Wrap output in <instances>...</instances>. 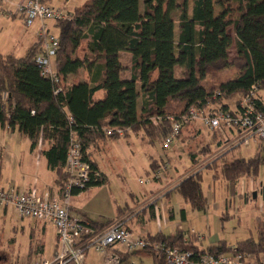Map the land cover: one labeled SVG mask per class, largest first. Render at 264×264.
<instances>
[{
  "label": "trees",
  "instance_id": "16d2710c",
  "mask_svg": "<svg viewBox=\"0 0 264 264\" xmlns=\"http://www.w3.org/2000/svg\"><path fill=\"white\" fill-rule=\"evenodd\" d=\"M71 14V19L55 23L60 41L55 58L59 83L43 76L36 63L41 39L21 58L0 54V127L18 131L31 142L32 150L48 147L43 155L60 188L68 179L67 156L76 133L99 177H92L86 189L74 191L73 196L106 184L88 153L96 140L106 139L104 130H123L124 138L129 132H143L151 145L160 142L162 146L172 127L168 118L180 119L191 108L234 114L254 86V102L264 113L260 96L264 91V0H90ZM84 43L85 56L80 58L77 53ZM233 46L236 58L232 61ZM122 53L132 55L130 70L121 62ZM177 69L180 79L175 76ZM230 69L237 71L234 78L207 89L204 82L210 74ZM128 70L130 79H122ZM98 93L103 97L96 98ZM236 96L241 100L233 109L228 100ZM213 104L217 109H210ZM154 118L160 120L153 124ZM217 145L221 148L223 142ZM257 148L251 158L229 161L227 157L239 149L233 148L207 168L222 163L220 176L233 194L240 180L256 179L264 168V142ZM192 161L197 157L192 156ZM151 167L155 173L162 169L157 161ZM203 182L202 172L192 173L173 191L193 210L205 212L208 200ZM181 216L185 221L184 210ZM111 222L89 224L102 230ZM256 235L235 246L221 241L207 248L183 230L149 234L145 239L152 245L163 243L196 254L232 251L260 261L264 258V216L256 220ZM30 249L41 254L45 244L40 240ZM145 250L154 255V264H166L163 254L151 247ZM120 255L121 264H127L131 253Z\"/></svg>",
  "mask_w": 264,
  "mask_h": 264
},
{
  "label": "rangeland",
  "instance_id": "374dc122",
  "mask_svg": "<svg viewBox=\"0 0 264 264\" xmlns=\"http://www.w3.org/2000/svg\"><path fill=\"white\" fill-rule=\"evenodd\" d=\"M11 1L13 5H10ZM19 1L7 0L4 5L0 6V53L23 57L31 45V35L29 34L30 31L23 26L18 13L17 7L21 3L17 4L18 6L16 3ZM69 1L68 7L73 9L77 6L86 5L90 0ZM60 4H63L62 0H60ZM47 5L54 7L55 4L52 5L49 1ZM230 32L234 34L233 29ZM2 41L6 45L1 46ZM12 45H16V48L13 49ZM85 52L86 44L84 43L77 56L83 58ZM234 58H236L235 46L230 51V59L233 61ZM121 62L124 65L128 63L126 55H122ZM236 74L235 69L210 74L204 84L207 89L213 90L222 81L232 79ZM175 76L177 79L182 77L179 69L176 70ZM122 79H126V72L122 74ZM260 96L264 101V91L260 92ZM240 100L241 97L236 96L232 100H228V103L231 108L235 109L236 103ZM210 109H217L216 104H213ZM191 126H198L200 129H191L193 131L192 137L187 128L184 129L172 148L167 151L163 150L160 142L150 145L148 140V142L142 143L143 139H139L135 135L129 141L121 138L114 145L110 143V149L107 147L99 154L101 166L107 179L106 184L93 187L91 191L87 192L82 204L89 211L92 219L96 222L108 221L117 214L119 209H125L127 205L132 207L133 198L139 199V203L142 204L147 197L152 195L151 192L164 188L165 184H171L170 188L167 189L169 190L190 174L196 173L197 165L195 164L197 162H207L212 157L213 161L217 159L216 156L219 155L217 153L220 150L217 145L219 140H225L226 136L230 138V135L212 132L201 122L193 123ZM257 150V146L254 145L249 148L241 147L232 152L227 159L231 161L239 156L251 158ZM206 153L208 154L206 155ZM192 156L197 157L196 162L192 161ZM153 161L162 165L160 178L164 183L160 182L161 185L159 186H157V182L160 180H154L156 173L151 167ZM164 163L170 165L168 173L164 171ZM221 168L222 163L212 170H208L206 167L200 171L204 176L203 190L208 200V207L205 212L193 210L181 196L173 194L170 202L162 200L164 205L160 204V214L163 215V219L148 221L146 229L152 232L162 230L165 234L183 230L188 235L194 236L196 240L201 239L197 243L204 248L216 246L221 241L230 246H235L241 241L256 238V220L258 217L264 216V168L260 169L256 179L245 178L240 180L233 194L228 192L227 183L220 176ZM169 173L172 174L170 179H168ZM214 176H218L217 179H214ZM154 199L158 198L155 197ZM170 205L178 211L179 208L184 209L186 220L169 221L168 217L166 218L164 215V210L167 206V211ZM166 211L165 214L167 215ZM148 216L149 213L146 217ZM32 232H34L33 239L31 238ZM141 234L142 232L135 230L133 236L139 239ZM40 240H43L45 244V251L41 254L30 249L31 245L37 244ZM56 244V228L53 224L21 219L11 208L7 212L0 209V264H31L34 259H51L57 248ZM89 259L92 264L103 263V258L94 251H91ZM127 264H154V255L144 249L134 250L131 252Z\"/></svg>",
  "mask_w": 264,
  "mask_h": 264
},
{
  "label": "built area",
  "instance_id": "2783aa9c",
  "mask_svg": "<svg viewBox=\"0 0 264 264\" xmlns=\"http://www.w3.org/2000/svg\"><path fill=\"white\" fill-rule=\"evenodd\" d=\"M0 1L6 2L7 0ZM17 10L23 17L26 27L30 28L36 23L42 25V47L36 57V63L43 76L54 83H59L55 58L60 41L46 24L69 20L72 18L71 12L51 7L41 0H24ZM256 91L257 88L254 86L251 92L242 99L239 109L234 114L221 111L205 113L191 108L180 119L168 118L172 127L164 137L163 150H170L184 128L196 122H201L212 132L220 131L230 135V138L226 136L225 140H221L223 146L216 158L233 148H248L264 142V113L259 111L254 102ZM159 120V118H154L151 122L156 124ZM106 135L124 138L125 132L107 130ZM212 162L213 157L207 162L199 163L197 172L202 171ZM169 167L170 165L166 163L164 171L168 172ZM66 172L68 179L65 186L64 188L59 187L56 195L39 194L36 191L22 192L15 188L8 190L0 188V209L11 208L21 219L51 223L56 228L57 250L54 255L51 259H34L31 264H88L91 251L103 258L102 264H121L120 253H131L134 250H145L150 247L165 256L166 264H264V260L258 261L251 256L232 251L220 254H196L192 251L171 248L163 243L152 245L145 238L136 239L129 229V223L135 217L134 213L114 219L102 230H95L89 222L70 214L73 192L83 191L91 182L92 177H99V173L94 172L86 160L82 143L76 133L72 134ZM161 172L158 171L155 174L154 180L161 179ZM198 240L201 241V239Z\"/></svg>",
  "mask_w": 264,
  "mask_h": 264
},
{
  "label": "crops",
  "instance_id": "0c3cea01",
  "mask_svg": "<svg viewBox=\"0 0 264 264\" xmlns=\"http://www.w3.org/2000/svg\"><path fill=\"white\" fill-rule=\"evenodd\" d=\"M23 1L24 0H22V2ZM41 1L45 2L46 4L49 3L50 1L52 5L55 4L54 7H58L62 9L65 8L70 12L74 11L77 8H81L84 6V5L77 6V7H74L73 9H70L68 7V3L70 2L69 0H62L63 4H60V0H41ZM22 2L20 0L18 3H16V5ZM4 4H5L4 2L0 1V6ZM10 5H13L12 1ZM20 17H21L23 26L30 31L29 34L31 35L30 36L31 45L28 47L29 49L31 46L36 44L41 39L42 25L40 23H36L34 26L28 28L25 26L23 17L22 16ZM46 25H47V28L53 34L58 36L59 32L54 22H48ZM232 35L234 36L235 34H232ZM3 45H6L4 41L1 42V46ZM12 47L13 49H15L16 45H12ZM0 54H4V53H0ZM10 55H14V54H10ZM122 55H126V57L128 58V63L126 65H124L123 63L122 64L130 70L131 65H132V55L129 53H122L121 57ZM18 58H21V57H18ZM129 70L126 71V79H130L131 72ZM102 97H103V93H98L96 95V98L98 99ZM191 125L187 127V131L192 137L193 131L191 129H194V128L200 129V128H198V126L194 127ZM104 132L106 133V130H104ZM134 135L137 136L139 139L142 138L143 139L142 143L148 142V139L145 137L143 132L139 134H134L132 132H129L128 135L124 139L129 141V139H131V137ZM120 139L121 138L114 140L106 136V139L96 140L95 143L91 145V148L88 151L90 158L92 159L93 162H95L99 172L103 174L105 177L106 175L102 169L99 154L102 153L104 150H106L107 147L108 149H110L109 148L110 143H113L112 145H114V143L118 142ZM220 141L221 140H219V142ZM148 144L150 143L148 142ZM45 146L46 145L37 147V149L32 150L31 142L26 137L21 135L18 131H12L8 127H5V128L0 127V188L3 190L15 188L22 192L39 191L41 192L40 194L49 193L51 195H56L59 189V187L56 185L57 175L55 172H52L51 170H49L47 160L46 158L44 159L43 151L47 150L48 148V147L44 148ZM43 159H44V164H43ZM171 175L172 174L169 173L168 179H170ZM159 180L160 181L157 182L158 183L157 186L161 185L160 182L162 184L164 183L162 182L163 180L161 179ZM170 186L171 184H168V185L165 184L164 188L158 189V190L155 189L156 191L151 192L152 195L149 198L147 197L145 201H143L142 204L139 203V199L133 198L132 207L127 205L125 209H119L117 211V214L111 219H108V221H97V222H99L100 224H106L107 222L113 221L116 218L125 216L129 213H134L135 217L129 223V229L132 232V234H135V230L142 232V234L139 235V237L141 238H145L149 234L155 235L158 232H162L163 234H165L162 230L158 232H152L150 230H147L146 228L148 226V221H151V220L158 221L159 219H163V215L160 214L161 212L160 204L162 206L164 205L162 200H167L170 202V200H172L173 194L180 196L179 194L173 191L175 187L173 185L171 189L167 190L168 188H170ZM91 189H93V187L81 193L80 195L74 196V199L72 200L73 202L71 203V207H70V214L73 217L78 218L82 221H86V222H92V221L96 222V220H93L92 217L89 215V211L85 209V207L82 205L84 203V199L86 198L87 192L91 191ZM155 197H157L158 199L155 200L154 199ZM166 207L164 210V215L166 216V218L168 217L169 221H179V220L183 221L181 213L184 209L179 208V211H178V209L176 210L174 209L173 206L170 205V208H168L167 210L168 212H167ZM3 211L7 212L8 209H3ZM165 211L167 215L165 214ZM148 213H149V216L146 217ZM179 231H182V230H179ZM171 234H165V235H171ZM56 247H57V244H56ZM88 264H92L90 259H89Z\"/></svg>",
  "mask_w": 264,
  "mask_h": 264
},
{
  "label": "water",
  "instance_id": "95a60500",
  "mask_svg": "<svg viewBox=\"0 0 264 264\" xmlns=\"http://www.w3.org/2000/svg\"><path fill=\"white\" fill-rule=\"evenodd\" d=\"M254 197H256L255 194H254Z\"/></svg>",
  "mask_w": 264,
  "mask_h": 264
}]
</instances>
